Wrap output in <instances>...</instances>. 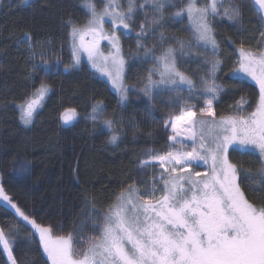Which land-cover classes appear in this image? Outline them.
<instances>
[{"label":"snow or ice","instance_id":"snow-or-ice-1","mask_svg":"<svg viewBox=\"0 0 264 264\" xmlns=\"http://www.w3.org/2000/svg\"><path fill=\"white\" fill-rule=\"evenodd\" d=\"M81 3L86 9L83 22L73 17L64 22L69 29L71 66H78L86 57L118 93L120 107L128 101L130 91L143 93L149 102L154 95L168 94L167 102L176 106V112L163 123L166 144L164 150L146 149L145 158L137 165L141 177L145 169L154 168L153 177L139 183L133 178L132 183L114 193V202L105 210L97 208L95 197L86 196V219L74 222L73 231L66 235H53L52 224H40L22 210L6 192L0 176V202L19 218L17 224H7V231L0 226V254L6 255L8 264H20L14 247L20 233L18 224L23 221L34 229L31 235L38 238L50 264H264V202L250 201L242 187V182L247 181L252 196L264 201V31L259 33L256 50L246 49L241 42L235 49L236 67L230 70L233 79L250 78L258 86L253 110L247 115L238 114L244 110L245 98L241 97L234 109L237 114L218 117L214 102L226 89L217 83V73L222 71L224 61L194 54L193 43L210 50L213 57L218 56L220 45L214 23L226 18L238 34L242 32L243 11L236 0H227L228 7L224 6L225 0H141L139 4L137 0H126V7L121 0H100L103 6L99 8L95 0ZM254 4L264 21V0H254ZM166 6L175 9L171 19L187 18L191 38H169L161 32V42L171 39L176 46L160 49L157 55L155 45L149 48L144 40L162 26ZM138 14H143L144 22L138 24L135 42L143 51L142 55L139 51L131 55L140 61H154L140 78L139 88L126 82L129 62L118 34H132ZM106 21L111 24L110 30L105 28ZM104 41L107 52L101 46ZM16 43L18 47L27 45L26 64L33 63L30 78H34L36 67L48 70L43 42H34L32 35L25 32ZM38 56L40 64L36 65ZM200 57L207 74L199 77L198 86L181 71L180 62ZM54 59L59 67L60 58ZM50 91L51 86L42 82L18 105L24 125L32 124ZM106 110L107 105L97 100L86 118L101 121L112 133L108 142L115 144L121 139L116 124L123 118L115 113V118H105ZM78 116L76 108H67L61 119L69 124ZM230 149L258 154L256 172L244 167L243 161L234 163ZM200 167L206 171L195 170ZM13 172L17 177L29 175L30 162L15 163ZM55 227L61 230L63 225ZM85 228L91 234H85Z\"/></svg>","mask_w":264,"mask_h":264},{"label":"trees","instance_id":"trees-1","mask_svg":"<svg viewBox=\"0 0 264 264\" xmlns=\"http://www.w3.org/2000/svg\"><path fill=\"white\" fill-rule=\"evenodd\" d=\"M86 9L81 0H0V138L5 136L14 140L17 149L33 151L37 154V161L42 164V170L50 165L52 159L59 157L60 164L63 160V146L66 142V130L61 115L67 108H76L80 114L86 107L88 100H102L107 105L105 118L122 117V121L116 124L117 133L129 136L115 143H109L112 133L103 126L102 122L92 125L85 124L77 131L79 150L75 159L76 178L75 192L85 200L86 196H93L97 201V208L105 210L114 202V193H118L133 182L136 173V154L138 139L143 140L152 130L151 116L140 108H134L126 102L123 107L118 105V93L103 79L97 77L87 65L80 67H68L56 74L51 79V91L45 98L42 107L36 113V119L30 126L20 128L16 123L19 114L17 107L24 103L39 87V76L34 72V78L29 77L33 71V63L26 64L27 45L17 46L16 41L28 32L34 42H43L44 47L50 46L67 55L69 51V29L65 26L68 17H73L78 23H82ZM242 32L238 34L235 27L227 21L214 23L217 42L220 45L219 58L224 61L219 79L229 86L231 92L223 97L217 104L219 115H223L231 107L237 96L248 94L255 100L258 98L257 85L247 80L232 78L231 69L235 67L238 53L235 51L244 43L245 48L257 49L260 40L259 33L264 31V21L256 20L258 13L253 0H248L243 12ZM162 26L144 43L149 47L160 43L161 32L166 37L173 35L183 39L191 37L187 18L164 19ZM231 39H228V38ZM123 46L128 57L129 68L126 73L128 84H140L139 80L145 75L151 66L150 59L140 61L131 54L138 51L142 55V49L138 50L136 38L133 34L124 36ZM152 42H155L152 44ZM166 47L175 46L171 39L164 41ZM199 49L200 46H198ZM61 49V50H60ZM194 54L196 48L193 46ZM201 54L203 53L200 52ZM205 54V53H204ZM203 54V55H204ZM38 58V57H37ZM35 60V64L37 61ZM190 75L198 81L199 72L204 69L202 57L189 60L187 64ZM77 127V126H76ZM134 139L135 141L131 140ZM62 157V160H61ZM230 159L234 163L244 162V167L256 172L259 165L256 163L258 154H241L230 149ZM8 161V160H7ZM259 179V177H256ZM242 187L250 201L262 203L252 196V189L247 181L242 182ZM260 185H256L260 191ZM29 188H24V191ZM22 190V194L24 192ZM19 218L10 207H4L0 202V226L17 224ZM20 229L14 254L20 264L26 261L30 264H50L43 253L38 238L32 236L34 231L27 222L20 221ZM0 264H8L6 255L0 254Z\"/></svg>","mask_w":264,"mask_h":264},{"label":"rangeland","instance_id":"rangeland-1","mask_svg":"<svg viewBox=\"0 0 264 264\" xmlns=\"http://www.w3.org/2000/svg\"><path fill=\"white\" fill-rule=\"evenodd\" d=\"M254 1V0H253ZM95 2L99 7L103 5L100 4V0H95ZM122 3L125 4L126 7V0H121ZM141 0H137L139 4ZM242 6V11L244 12L248 0H236ZM179 3L177 7H179ZM225 7H228L227 0H225ZM257 8V6H256ZM175 11L174 8L170 6H166L164 9L165 18L170 19L171 13ZM244 14V13H243ZM152 15L151 9H149V16ZM255 19L260 21L259 13L255 14ZM226 19V18H225ZM188 21V20H187ZM144 22L143 14H138L136 17V23L132 24V28L134 32L132 33L135 36V32L139 31L138 24ZM162 22V21H161ZM131 23V22H130ZM231 23V22H230ZM159 26H157L154 30L156 31ZM106 29H111V24L106 21L105 23ZM121 38V42L123 44L124 32L120 31L118 33ZM191 38V37H189ZM188 38V39H189ZM160 43L154 44L157 49V55L160 54L159 50L163 48H167L164 42L159 41ZM155 42H152V44ZM153 45V46H154ZM171 45V44H170ZM102 48L105 52L108 51L107 41L102 42ZM174 46V45H171ZM176 46V45H175ZM193 46L196 48V52L200 53L203 51L202 54L207 56L209 59H216L219 58V55L213 57L210 50H206L203 47L198 48V45L193 43ZM46 54L44 55V60L48 62V70L46 71L43 66H39L35 68V72L39 76V86L42 82L47 83L50 85L51 79L54 74L61 72L66 66H71V56L72 52L70 50V38H69V51L67 55H64L63 52H60L57 49L51 48L50 46L45 47ZM248 49V48H246ZM61 50V49H60ZM256 50V49H250ZM54 57L60 58V65L57 67ZM220 59V58H219ZM87 64L94 72V74L99 77L100 79L105 80L109 85L106 77H103L94 69L91 64L87 61L86 57H82V62L75 67H80L82 64ZM154 61L150 60L149 64L152 65ZM40 64V58L38 56L36 65ZM189 61L187 63L180 62V69L181 71L186 72L189 76L190 72L188 70ZM236 67V64H235ZM207 74V66L204 65V69L202 72H199L198 78L200 76H204ZM219 73H217V83L221 84L225 87V91L221 92L220 99L214 102L215 109L217 112V116H229L235 115L237 112L234 110L235 106L238 101L241 100V97L245 98L244 101V110L239 112L240 115H247L251 112L255 106L256 100L252 98L248 94H243L237 96L235 99L234 104L226 109L223 115H219L217 111V104L223 97L228 95L231 91L227 90L230 87L222 83L219 79ZM191 78H193L191 76ZM194 80V79H193ZM244 80L250 81L254 83L250 78H245ZM196 84L200 85V79L195 81ZM132 85V84H129ZM137 87H142L141 84H135ZM112 88V86L110 85ZM113 89V88H112ZM258 89V86H257ZM115 91V89H113ZM116 92V91H115ZM117 93V92H116ZM48 95V94H47ZM46 95V97H47ZM129 99L127 101L128 105H132L134 108H140L144 110L147 114L151 116L150 125L152 127L151 132L148 136L144 137L143 140L138 139L135 143L137 147V156H136V173L135 179L136 182L139 183L141 179L148 180L155 175L154 168H147L144 171V175L141 177L140 173L137 171V165L141 159L145 158V150L152 148L156 150H164L166 144V131L163 127L164 121L167 119L170 113L176 112V106L174 104L168 103V94L163 95H154V98L149 102L148 98L143 95V93H139L136 91L129 92ZM187 96V93H184ZM45 97V98H46ZM41 102V106L38 110L42 107L43 102ZM95 101L93 99L88 100L86 107L81 111L79 116L76 120L69 123L68 126H62V129L66 130V137H65V144L63 146V160L60 164L59 157H55L52 159L50 165H46V168L42 170V164L37 161L36 157L37 154L33 151H25L15 148L14 140H10L9 138H5L2 136L0 138V176L3 178L4 187L6 192L13 198V201L17 203L22 210H24L27 214L34 217L38 223L43 224L45 226L52 224L53 228V235H66L69 232L73 231V223H79L81 218L86 219L87 213V206L85 204L84 198L74 190V183L76 178V168L74 166L75 159L79 150L78 146V137L77 131L81 128V126L85 124H98L100 121L93 122L86 118L87 114L91 111V104ZM195 103V101H193ZM202 106V105H200ZM18 115L16 116V123L20 128H24L25 126L22 121L20 120V108L17 107ZM37 110V111H38ZM36 119V114L34 116L33 121ZM77 126V127H76ZM117 130V129H116ZM122 138H129V136L119 133ZM135 141L134 139H131ZM8 160V161H7ZM27 160L31 164V172L29 175L24 177H17L16 174L13 172V165L17 162H21ZM196 171H206V168L200 167L196 168ZM24 188H29L28 190L24 191ZM24 191L22 194H19ZM2 203V202H1ZM63 225L61 230H57L55 225ZM85 234H91L89 228H85Z\"/></svg>","mask_w":264,"mask_h":264}]
</instances>
